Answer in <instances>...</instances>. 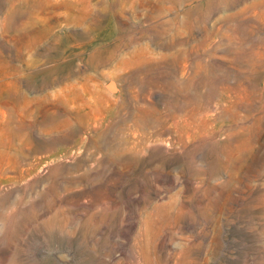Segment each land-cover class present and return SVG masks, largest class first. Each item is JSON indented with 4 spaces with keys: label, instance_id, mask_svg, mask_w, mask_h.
<instances>
[{
    "label": "rangeland",
    "instance_id": "obj_1",
    "mask_svg": "<svg viewBox=\"0 0 264 264\" xmlns=\"http://www.w3.org/2000/svg\"><path fill=\"white\" fill-rule=\"evenodd\" d=\"M0 264H264V0H0Z\"/></svg>",
    "mask_w": 264,
    "mask_h": 264
},
{
    "label": "water",
    "instance_id": "obj_2",
    "mask_svg": "<svg viewBox=\"0 0 264 264\" xmlns=\"http://www.w3.org/2000/svg\"><path fill=\"white\" fill-rule=\"evenodd\" d=\"M106 87L111 90V91H115L116 90V86H115V82L113 80H109L106 83Z\"/></svg>",
    "mask_w": 264,
    "mask_h": 264
}]
</instances>
